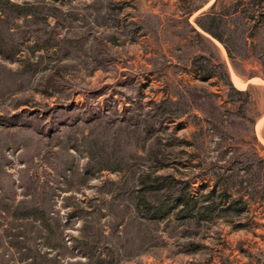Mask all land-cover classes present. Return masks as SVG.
I'll use <instances>...</instances> for the list:
<instances>
[{
  "label": "rangeland",
  "instance_id": "1",
  "mask_svg": "<svg viewBox=\"0 0 264 264\" xmlns=\"http://www.w3.org/2000/svg\"><path fill=\"white\" fill-rule=\"evenodd\" d=\"M215 1L0 0V264H264V0L231 52Z\"/></svg>",
  "mask_w": 264,
  "mask_h": 264
},
{
  "label": "trees",
  "instance_id": "2",
  "mask_svg": "<svg viewBox=\"0 0 264 264\" xmlns=\"http://www.w3.org/2000/svg\"><path fill=\"white\" fill-rule=\"evenodd\" d=\"M179 1V9L185 15H191L194 11L200 9L202 3H199L198 0H178ZM253 0H250L252 3ZM254 10L252 7L247 8L246 12L248 14V19H253L255 16ZM239 12L238 6L233 7H226L223 5V0H216L209 9L205 10L201 15L198 16L196 19L197 25L206 33L211 35L212 37L218 39L226 49L231 52L232 49L229 46V43L226 39V31H233L234 29L230 26L225 24L226 17L229 15H235ZM199 35L201 33L197 31ZM217 67L221 68L222 75L225 80V85L229 88V90L235 91L236 93H243V90L237 89L226 70L225 66L218 62L216 64ZM252 139L256 144H259L261 148L264 150V146L259 142L257 135L254 133ZM252 159L247 168L249 167L251 171V175L254 176V180L252 186L255 188L256 193L260 196L261 199L264 200V156L260 154V152L255 148V151L251 154ZM245 163V162H244ZM247 168H245L247 170ZM257 189V190H256ZM216 190L213 189L211 194H213ZM226 193L230 191L229 183H226V187L224 190ZM228 195V194H227ZM236 202H247L243 196H240L238 199L235 200ZM233 206V202H228L226 207L227 210H230Z\"/></svg>",
  "mask_w": 264,
  "mask_h": 264
},
{
  "label": "bare ground",
  "instance_id": "3",
  "mask_svg": "<svg viewBox=\"0 0 264 264\" xmlns=\"http://www.w3.org/2000/svg\"><path fill=\"white\" fill-rule=\"evenodd\" d=\"M234 81L237 86L241 87L243 85V82L236 76H234Z\"/></svg>",
  "mask_w": 264,
  "mask_h": 264
}]
</instances>
